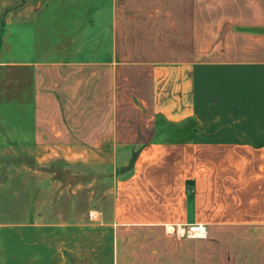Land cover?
<instances>
[{
	"label": "crops",
	"instance_id": "crops-1",
	"mask_svg": "<svg viewBox=\"0 0 264 264\" xmlns=\"http://www.w3.org/2000/svg\"><path fill=\"white\" fill-rule=\"evenodd\" d=\"M12 4L25 59L0 67V136L62 165L104 152L111 251L89 260L264 264V0ZM192 226L199 237L178 234ZM8 228L0 264L81 259L80 224Z\"/></svg>",
	"mask_w": 264,
	"mask_h": 264
},
{
	"label": "rangeland",
	"instance_id": "rangeland-1",
	"mask_svg": "<svg viewBox=\"0 0 264 264\" xmlns=\"http://www.w3.org/2000/svg\"><path fill=\"white\" fill-rule=\"evenodd\" d=\"M12 8V0H0V67L25 59L24 37L16 39V51L12 48L15 45ZM4 73L1 68L0 74ZM1 85L0 114L7 119L8 87ZM19 100L23 109L24 95ZM0 141V229H20L32 224L49 227L80 224L78 264H93L90 258L110 254L112 231L108 224L114 172L104 152L78 151L74 164L62 165L57 164L59 151L9 148L4 144L6 138ZM36 158L41 164H35ZM55 231L49 229L54 244Z\"/></svg>",
	"mask_w": 264,
	"mask_h": 264
},
{
	"label": "built area",
	"instance_id": "built-area-1",
	"mask_svg": "<svg viewBox=\"0 0 264 264\" xmlns=\"http://www.w3.org/2000/svg\"><path fill=\"white\" fill-rule=\"evenodd\" d=\"M178 234H180L181 237L186 238L199 237L201 234V230L199 227L192 226L180 230Z\"/></svg>",
	"mask_w": 264,
	"mask_h": 264
}]
</instances>
